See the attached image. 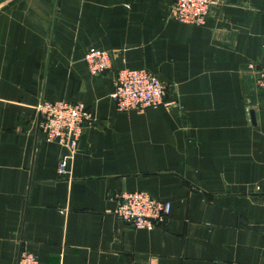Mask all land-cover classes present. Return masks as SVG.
Returning a JSON list of instances; mask_svg holds the SVG:
<instances>
[{"label": "crops", "instance_id": "1", "mask_svg": "<svg viewBox=\"0 0 264 264\" xmlns=\"http://www.w3.org/2000/svg\"><path fill=\"white\" fill-rule=\"evenodd\" d=\"M89 46L110 55L96 74ZM262 61L264 0H221L201 24L168 0L0 1V264L19 249L38 264H264ZM124 66L153 71L169 104L117 109ZM40 99L92 111L65 175ZM132 189L168 200L164 221L114 215L106 195Z\"/></svg>", "mask_w": 264, "mask_h": 264}, {"label": "built area", "instance_id": "2", "mask_svg": "<svg viewBox=\"0 0 264 264\" xmlns=\"http://www.w3.org/2000/svg\"><path fill=\"white\" fill-rule=\"evenodd\" d=\"M221 0H168L169 15L178 21L201 24L212 5ZM83 59L90 74L103 71L110 64L106 49L89 46ZM248 67H254L251 61ZM257 85L264 86V61L255 69ZM164 82L145 67H120L114 74V86L110 93L115 107L119 110L141 111L163 101ZM36 125L42 137L64 146L56 164V173L65 175L68 162L77 146L82 127L92 119V111L81 101L65 99H40L35 107ZM114 199L112 213L134 228H151L164 221L168 214V200L157 199L142 189L114 191L107 194ZM15 264H38L37 258L29 251L19 249Z\"/></svg>", "mask_w": 264, "mask_h": 264}, {"label": "water", "instance_id": "3", "mask_svg": "<svg viewBox=\"0 0 264 264\" xmlns=\"http://www.w3.org/2000/svg\"><path fill=\"white\" fill-rule=\"evenodd\" d=\"M0 1H2V0H0ZM250 116L252 117V112L250 111Z\"/></svg>", "mask_w": 264, "mask_h": 264}]
</instances>
